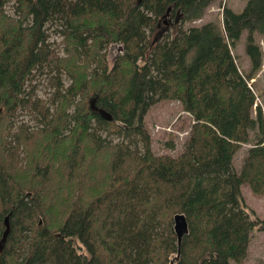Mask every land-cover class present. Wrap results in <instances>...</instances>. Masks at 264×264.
I'll return each instance as SVG.
<instances>
[{
  "label": "trees",
  "instance_id": "obj_1",
  "mask_svg": "<svg viewBox=\"0 0 264 264\" xmlns=\"http://www.w3.org/2000/svg\"><path fill=\"white\" fill-rule=\"evenodd\" d=\"M213 1L14 0L11 15L0 0V264L247 258L259 219L242 185L264 194V112L248 83L264 62V0L240 11L223 2L222 20L183 27ZM244 31L247 75L233 51ZM113 44L121 49L109 65ZM43 74L55 79L54 109L26 91ZM167 99L192 120L176 156L154 153L145 124ZM30 105L36 127L13 131ZM176 213L189 225L178 257Z\"/></svg>",
  "mask_w": 264,
  "mask_h": 264
},
{
  "label": "rangeland",
  "instance_id": "obj_2",
  "mask_svg": "<svg viewBox=\"0 0 264 264\" xmlns=\"http://www.w3.org/2000/svg\"><path fill=\"white\" fill-rule=\"evenodd\" d=\"M223 2H226L232 9L240 11L245 6L247 0H215L206 8L205 14L202 18L186 22L183 27L187 29L190 26L200 25L201 23L212 19L222 20L223 5L221 4ZM13 3V0H7L5 4L6 11H8L11 15L14 11ZM54 24L57 26L56 23ZM163 25L167 26L166 23ZM51 33L50 41H55L53 45L59 44V46H61L60 36L57 37L56 33ZM246 35L247 31H244L241 40L237 43L233 51L236 55L240 68L247 75L251 70V60L246 53ZM258 41L264 48V35L258 34ZM120 49L121 46L119 44L108 45L106 51L109 65L113 63L114 57L118 52H120ZM60 52L63 51L60 50ZM54 80L53 76L47 74L38 75L35 80L27 82L28 87L26 88V91L35 88L36 95L44 99L47 98V103L52 109H54L52 107L53 102H50L48 99L54 91V89L50 86V82ZM64 80L65 82L68 81L65 77ZM249 83L253 91L256 93L253 105L254 108L256 109V106L260 105L264 112V62L262 68L256 73V75L250 78ZM36 116L40 117L41 114L32 109L31 105L29 107L20 108L15 117V126L13 131H15L21 123H28L31 126L36 127L34 125ZM191 122V116L182 110L179 101L167 99L152 105L145 115V124L149 130L151 148L154 153H166L172 156L179 155L185 148V141L190 133ZM120 138L115 137L114 141H117ZM169 141L174 142V147H169L167 145V142ZM248 146L249 144H244L241 150L236 154L234 159V166L236 169L240 168L244 153ZM242 193L244 194L247 204L253 211V217L258 218L259 222L252 231V238L247 258L241 263H236L233 260L230 262L231 264H259L260 262L262 264L264 263V194H256L252 192L248 185H242ZM177 255L178 253L175 256L178 257Z\"/></svg>",
  "mask_w": 264,
  "mask_h": 264
},
{
  "label": "water",
  "instance_id": "obj_3",
  "mask_svg": "<svg viewBox=\"0 0 264 264\" xmlns=\"http://www.w3.org/2000/svg\"><path fill=\"white\" fill-rule=\"evenodd\" d=\"M91 105H92V108L94 110H98V112H100L105 118L112 119V115L109 114L107 111H105L101 108H98L93 102L91 103ZM5 224H6V229H5V233H4V238L6 237L7 233L9 232V217L8 216L5 218ZM174 231L176 233L177 241H178V245H179V247H178V255H179L181 241H182L184 235H186L189 232L188 221H187V218H186L184 213H176L174 215Z\"/></svg>",
  "mask_w": 264,
  "mask_h": 264
},
{
  "label": "flooded vegetation",
  "instance_id": "obj_4",
  "mask_svg": "<svg viewBox=\"0 0 264 264\" xmlns=\"http://www.w3.org/2000/svg\"><path fill=\"white\" fill-rule=\"evenodd\" d=\"M259 264H261V262ZM262 264H264V263H262Z\"/></svg>",
  "mask_w": 264,
  "mask_h": 264
},
{
  "label": "bare ground",
  "instance_id": "obj_5",
  "mask_svg": "<svg viewBox=\"0 0 264 264\" xmlns=\"http://www.w3.org/2000/svg\"><path fill=\"white\" fill-rule=\"evenodd\" d=\"M14 1V0H13ZM258 97V96H257ZM258 103V102H257ZM10 128V127H9Z\"/></svg>",
  "mask_w": 264,
  "mask_h": 264
},
{
  "label": "crops",
  "instance_id": "obj_6",
  "mask_svg": "<svg viewBox=\"0 0 264 264\" xmlns=\"http://www.w3.org/2000/svg\"><path fill=\"white\" fill-rule=\"evenodd\" d=\"M208 19V18H207Z\"/></svg>",
  "mask_w": 264,
  "mask_h": 264
}]
</instances>
